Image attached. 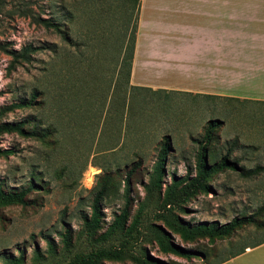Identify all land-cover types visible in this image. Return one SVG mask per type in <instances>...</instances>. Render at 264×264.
Wrapping results in <instances>:
<instances>
[{
    "label": "rangeland",
    "instance_id": "obj_1",
    "mask_svg": "<svg viewBox=\"0 0 264 264\" xmlns=\"http://www.w3.org/2000/svg\"><path fill=\"white\" fill-rule=\"evenodd\" d=\"M136 17L134 0H0V108L25 103L35 94L32 105L5 114L1 121L25 120L26 129L35 127L37 135H0V149L13 151L0 156L1 188L35 186L26 195L27 206L0 209V264L20 253L22 264H57L117 245V234L92 242L81 218L89 215L92 199L104 188L96 237L104 233L123 205L128 175L126 226L138 205H147L139 237L128 245L134 257L149 255L160 264H213L264 238V101L129 89L124 61ZM44 20L57 24L59 33L43 26ZM150 40L145 36L143 41ZM167 42L172 44L170 38ZM28 45L36 48L28 61L11 68L9 52L19 53ZM209 121L215 127L207 142ZM166 141L160 194L172 177L181 181L189 169L186 179L193 177L203 146L210 161L226 157L238 169L215 175L210 191L186 200L182 210L174 209L176 215L191 225L224 224L250 215L255 222L213 242L186 243L172 235L174 243L193 252L188 259L159 252L147 228L150 223L162 227L154 220L161 198L156 191L147 198L144 186ZM65 229L70 231L67 251L61 243ZM48 241L55 248L52 256ZM34 251L42 260H35ZM105 263L136 264L129 259Z\"/></svg>",
    "mask_w": 264,
    "mask_h": 264
},
{
    "label": "crops",
    "instance_id": "obj_2",
    "mask_svg": "<svg viewBox=\"0 0 264 264\" xmlns=\"http://www.w3.org/2000/svg\"><path fill=\"white\" fill-rule=\"evenodd\" d=\"M127 87L264 101V0H139ZM214 264H264V242Z\"/></svg>",
    "mask_w": 264,
    "mask_h": 264
},
{
    "label": "trees",
    "instance_id": "obj_3",
    "mask_svg": "<svg viewBox=\"0 0 264 264\" xmlns=\"http://www.w3.org/2000/svg\"><path fill=\"white\" fill-rule=\"evenodd\" d=\"M139 0H134L135 6L138 9ZM137 21V17H136ZM43 26L46 28H52L56 33H59V27L50 21H42ZM135 29L133 31V37L131 40V46L129 53L124 61L126 70V84L128 83L129 72L131 67V60L135 41ZM36 48L30 45L23 47L19 53L9 52L11 57V68L18 61H28L29 54L33 53ZM9 67V68H10ZM120 69V66H119ZM135 88V87H132ZM131 88V89H132ZM154 92V91H153ZM156 92V91H155ZM35 94H33L27 102L18 104H9L0 108V135L6 133H16L23 137H36V129L33 127L32 130L28 131L26 129L27 121H19L17 123H8L1 121V118L13 110L28 107L33 104ZM215 127L213 121H209L206 125L207 132L206 140L210 141L211 131ZM13 151L11 149H0V156L12 155ZM167 154V141L163 144L160 149L157 159L152 166L151 174L148 179V183L144 186L146 197H152L153 193L156 191L158 198H161L157 211L154 214V220L160 221V225L150 223L148 225V231L151 235L149 240L153 242L158 251L162 254H172L174 256L188 259L193 252L185 249L178 244L174 243L172 235H177L182 242L191 243L196 240L206 239L209 242L214 240H221L229 237L237 229L241 228L245 224H253L252 215L248 217H234L231 221L219 224L217 221L206 222L202 221L195 225H191L189 222L184 221L173 211L174 209H181V204L184 203L189 198L194 197L200 193H208L210 191L209 181L218 173L225 170L238 171L235 162H230L226 157H222L219 161H210L208 158L207 146H203L199 154L196 155V160L194 163V174L190 179H186L191 175V170H187L185 179L179 181L174 177L171 178L170 184L165 186L162 193L161 191V179L164 174V161ZM255 171H248L247 174ZM129 175L124 180L123 187V205L121 206L118 214H114L111 223L107 227L104 233L96 237V232L101 228V222L103 214L100 210V203L105 198V189L101 188L97 194L92 199L90 205L89 215H84L81 218L82 227L86 236L92 242L105 241L115 234L118 235L119 240L117 245H108L105 247L95 248L85 254L73 255L68 261L61 262L57 264H106L105 262H121L125 259H129L136 264H160V262L149 255L143 254L142 258L134 257L128 252V245L133 244L134 236L139 237L137 227L140 225L141 217L147 205H138L135 215L131 219L129 225L126 223L129 219L130 202L128 199L129 190ZM32 182L29 183L27 188L20 190H3L0 185V209L12 206L20 205L22 207L27 206L28 202L26 200V195L34 188ZM264 242V238L257 242ZM61 243L63 249L67 251L70 247V231L65 229L61 234ZM47 253L52 256L55 252L54 245L51 242L46 244ZM242 250V249H241ZM241 250L237 252H241ZM236 252V253H237ZM235 253L230 254L233 256ZM35 260H42V256L38 251H34ZM220 261V260H219ZM217 261V262H219ZM21 253L13 259H10L8 264H22ZM216 263V262H215ZM214 264V263H213Z\"/></svg>",
    "mask_w": 264,
    "mask_h": 264
}]
</instances>
